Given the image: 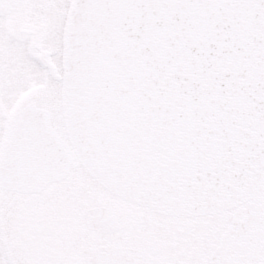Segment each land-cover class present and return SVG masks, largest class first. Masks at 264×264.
<instances>
[{
  "label": "snow or ice",
  "instance_id": "1",
  "mask_svg": "<svg viewBox=\"0 0 264 264\" xmlns=\"http://www.w3.org/2000/svg\"><path fill=\"white\" fill-rule=\"evenodd\" d=\"M0 264H264V0H0Z\"/></svg>",
  "mask_w": 264,
  "mask_h": 264
}]
</instances>
